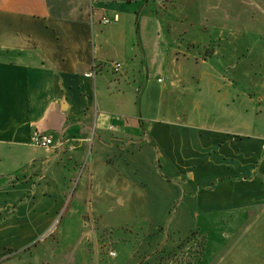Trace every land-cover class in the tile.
I'll return each mask as SVG.
<instances>
[{
    "label": "crops",
    "instance_id": "0c3cea01",
    "mask_svg": "<svg viewBox=\"0 0 264 264\" xmlns=\"http://www.w3.org/2000/svg\"><path fill=\"white\" fill-rule=\"evenodd\" d=\"M86 197L105 229L137 200L172 217L173 238L123 239V264H171L179 213L188 238L223 216L242 227L216 264H264V0H0V264Z\"/></svg>",
    "mask_w": 264,
    "mask_h": 264
},
{
    "label": "rangeland",
    "instance_id": "374dc122",
    "mask_svg": "<svg viewBox=\"0 0 264 264\" xmlns=\"http://www.w3.org/2000/svg\"><path fill=\"white\" fill-rule=\"evenodd\" d=\"M183 109L184 107H179L177 112L183 114L185 111ZM84 169L85 165L79 169L77 178L75 179V198L84 183ZM91 200L93 199L86 197L85 206H75V216H72L70 213L65 214L63 210L57 215L50 217L53 222L45 231L27 234V238L20 243L21 247H9L4 258L11 254L10 256L24 263V259L28 258L31 254H37L44 258V260L52 259V264H83L85 258H83L82 253L84 247L87 246V240L85 242H82V240L87 238L91 243L87 246V251H90L92 255L94 254L92 258L93 264H123V261L128 258L121 246L124 240H126V246L132 250L131 248L138 241L139 235L135 233L138 226L150 228L151 225L160 226L162 224L161 226L165 230L166 236L169 233L167 238L174 237V233L172 232L173 224L169 221L172 217H154L151 219V217L145 214L144 209H141L142 200H137L139 207L134 206L128 207L129 209L112 210L110 216L112 225L109 229H105L104 225L99 221V218L94 217L95 219L93 220L94 210L93 201ZM117 203L120 207L119 200ZM228 218V216L220 217L219 220H214L213 223H209L203 232H200L199 229V234H194L188 238L187 236L190 232L186 226L189 225V219L179 213L173 221L175 222L174 225L177 223L180 224V234L178 233V235L184 241L179 248L175 249L171 254H168L173 259L171 264H216L241 234L240 230L242 227L238 229L235 227L234 230L229 225ZM79 220H81L82 224L79 223ZM125 226H129L127 231H125ZM201 226L202 223L200 222L199 228ZM80 229H84L85 232L82 233ZM68 230H72V232ZM86 232L88 233L87 236L84 235ZM68 235L71 238L61 243L63 237ZM111 238L116 241L120 239L124 240L121 243H112ZM158 248L154 249L152 253ZM112 252H116L118 256L113 258L111 256ZM0 254L1 259L3 253ZM89 255L91 256V254ZM142 256L138 255L137 261L146 264L144 262L145 257L142 258Z\"/></svg>",
    "mask_w": 264,
    "mask_h": 264
},
{
    "label": "built area",
    "instance_id": "2783aa9c",
    "mask_svg": "<svg viewBox=\"0 0 264 264\" xmlns=\"http://www.w3.org/2000/svg\"><path fill=\"white\" fill-rule=\"evenodd\" d=\"M168 1H174V0H168ZM104 23L108 24L110 21L108 19H104ZM112 66L114 67L115 71H119L122 67V65L118 62L112 63ZM98 67L94 64L93 70L86 74L87 77L94 78L97 74ZM111 130H114L113 127H111ZM54 139L52 136L44 135L40 133H35L32 138V144L41 147V148H49L54 145ZM111 255H115L114 253H111Z\"/></svg>",
    "mask_w": 264,
    "mask_h": 264
}]
</instances>
